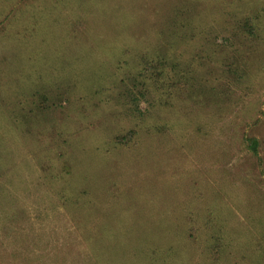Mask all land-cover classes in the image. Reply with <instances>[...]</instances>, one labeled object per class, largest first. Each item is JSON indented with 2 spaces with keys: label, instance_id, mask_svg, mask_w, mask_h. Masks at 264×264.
<instances>
[{
  "label": "rangeland",
  "instance_id": "1",
  "mask_svg": "<svg viewBox=\"0 0 264 264\" xmlns=\"http://www.w3.org/2000/svg\"><path fill=\"white\" fill-rule=\"evenodd\" d=\"M0 264H264V0H0Z\"/></svg>",
  "mask_w": 264,
  "mask_h": 264
},
{
  "label": "trees",
  "instance_id": "2",
  "mask_svg": "<svg viewBox=\"0 0 264 264\" xmlns=\"http://www.w3.org/2000/svg\"><path fill=\"white\" fill-rule=\"evenodd\" d=\"M249 141H250L249 146L251 147V149L253 151L257 152V147H258V141H257V139L256 138H250Z\"/></svg>",
  "mask_w": 264,
  "mask_h": 264
}]
</instances>
